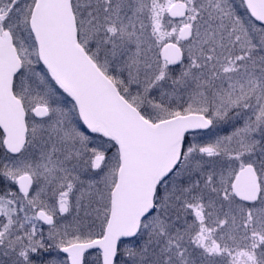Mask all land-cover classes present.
<instances>
[{
	"label": "snow or ice",
	"instance_id": "6c2138e0",
	"mask_svg": "<svg viewBox=\"0 0 264 264\" xmlns=\"http://www.w3.org/2000/svg\"><path fill=\"white\" fill-rule=\"evenodd\" d=\"M0 264H264V0H0Z\"/></svg>",
	"mask_w": 264,
	"mask_h": 264
}]
</instances>
